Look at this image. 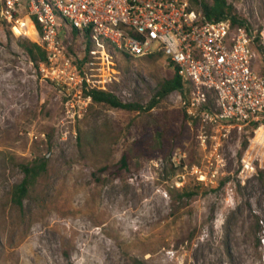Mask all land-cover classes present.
I'll use <instances>...</instances> for the list:
<instances>
[{
  "label": "rangeland",
  "instance_id": "rangeland-1",
  "mask_svg": "<svg viewBox=\"0 0 264 264\" xmlns=\"http://www.w3.org/2000/svg\"><path fill=\"white\" fill-rule=\"evenodd\" d=\"M227 2L264 28V0ZM27 41L0 21V264H264V168L243 172L248 135L200 137L175 92L149 107L173 75L166 57L115 58L107 91L142 110L92 102L73 120Z\"/></svg>",
  "mask_w": 264,
  "mask_h": 264
},
{
  "label": "built area",
  "instance_id": "built-area-1",
  "mask_svg": "<svg viewBox=\"0 0 264 264\" xmlns=\"http://www.w3.org/2000/svg\"><path fill=\"white\" fill-rule=\"evenodd\" d=\"M0 21L23 37L33 34L30 22L39 25L46 60L36 69L60 88L73 120L93 102L89 91H107L115 58L162 53L182 80L174 95L200 137L248 135L243 172L264 168V28L207 20L192 0H0ZM211 173L195 169L205 185L214 183Z\"/></svg>",
  "mask_w": 264,
  "mask_h": 264
},
{
  "label": "trees",
  "instance_id": "trees-1",
  "mask_svg": "<svg viewBox=\"0 0 264 264\" xmlns=\"http://www.w3.org/2000/svg\"><path fill=\"white\" fill-rule=\"evenodd\" d=\"M193 4L197 6L198 3L201 4L203 13L207 20H219L222 18L230 17L234 24H244L247 23L244 19H241L236 12L234 6L227 2V0H192ZM30 24L33 26L34 31L31 37H25L30 40L23 46L24 50L29 55L31 61L38 67V63L46 60V53L36 40L40 34V27L35 22L32 21ZM162 56V53H151L146 57ZM124 57L130 58L128 55ZM87 58V57H86ZM85 58V59H86ZM132 58V57H131ZM171 66V65H170ZM173 75L167 80L159 84L158 91L153 97L152 101L149 103V107L152 108L156 103L159 102L161 98L167 97L170 93L180 90L183 87V83L178 74L174 71ZM88 94L92 97L94 104H105L113 108H120L128 111H139L143 107L138 103H129L122 101L115 93L111 91L103 90H91ZM122 166L126 167L127 159L126 155H123L121 158ZM45 169V161L41 160L37 165L24 166V178L16 186L14 192V201L16 204L20 205L22 198L26 195L29 187L33 184L34 180L43 172ZM189 196H192L190 194ZM137 264H144L142 262H137Z\"/></svg>",
  "mask_w": 264,
  "mask_h": 264
}]
</instances>
